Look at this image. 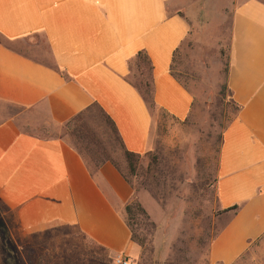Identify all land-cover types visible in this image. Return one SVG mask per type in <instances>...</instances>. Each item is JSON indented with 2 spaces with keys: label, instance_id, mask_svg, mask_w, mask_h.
Segmentation results:
<instances>
[{
  "label": "crops",
  "instance_id": "obj_1",
  "mask_svg": "<svg viewBox=\"0 0 264 264\" xmlns=\"http://www.w3.org/2000/svg\"><path fill=\"white\" fill-rule=\"evenodd\" d=\"M215 2L230 11L225 86L239 109L221 133L214 189L220 210L238 209L209 241L207 259L231 264L264 233V0H0V36L38 32L50 57L0 40V102L33 109L55 128L96 103L124 148L143 153L151 116L126 79L127 60L146 52L155 106L184 119L192 96L170 64L193 14ZM132 195L112 164L90 173L62 134H35L13 117L0 121V203L22 231L65 225L110 256L135 257L122 213Z\"/></svg>",
  "mask_w": 264,
  "mask_h": 264
},
{
  "label": "rangeland",
  "instance_id": "obj_2",
  "mask_svg": "<svg viewBox=\"0 0 264 264\" xmlns=\"http://www.w3.org/2000/svg\"><path fill=\"white\" fill-rule=\"evenodd\" d=\"M206 3L197 9L190 34L177 47L170 71L191 93V106L182 120L161 109L148 108L151 116L150 148L125 174L146 217L126 219L129 231L141 242L135 257L120 256L127 264H208L207 247L229 214L218 208L214 181L223 128L234 116L225 86L230 11L227 4ZM1 41L6 39L0 36ZM8 43L30 56L50 62L43 36L36 32ZM127 77L138 80L131 64ZM13 117L19 126L38 135L67 134L69 121L60 127L42 123L33 109L0 102V121ZM81 146L109 153L104 126L87 123ZM100 151V150H99ZM110 155V154H109ZM120 167L117 155H110ZM32 249L33 264H116L103 248L65 225L50 224L24 232L14 213L0 203V264H26L24 250ZM231 264H264V233L249 243Z\"/></svg>",
  "mask_w": 264,
  "mask_h": 264
},
{
  "label": "trees",
  "instance_id": "obj_3",
  "mask_svg": "<svg viewBox=\"0 0 264 264\" xmlns=\"http://www.w3.org/2000/svg\"><path fill=\"white\" fill-rule=\"evenodd\" d=\"M5 39L6 41L3 42L9 47H12L8 43V41L10 40L7 38ZM127 63H128L129 71L131 68V64H133L136 74L138 76V80L136 81H132L126 76L127 81L132 86H134L135 89L140 93L147 108L150 109L155 108L156 106L152 98L151 64L146 52H144L143 50H137L134 53V55L127 60ZM60 72L63 73L62 70H60ZM230 102L234 105V109H235L234 115H235L236 111L239 109V106L234 104L231 101V98H230ZM70 121L73 122L72 130L69 131L67 134H62V135L65 136L69 144L80 154L90 173L95 172V170L98 168L100 164L104 162H108L112 164L114 168H116V170L120 173L122 178L132 188L131 181L125 174L124 169H126V172L131 176L134 175L137 162L142 157V155H145L147 151L143 153H134L125 149L117 134L113 122L96 103H91L90 105H88L84 110H82L81 112L77 113L74 117H72ZM89 122L92 124L100 123L101 125L104 126L105 129L103 131V135L106 138V145L109 153H106V150H104L100 146H99L100 151L90 150L81 146V140L87 137L86 134L87 127L85 125ZM109 154L117 155L121 159L124 166L120 167V165ZM132 191H134L133 188ZM237 209H238V205L233 204L229 207L221 209L219 212L221 214H226V213L234 214ZM122 213L126 219L133 217L135 214H138L139 216H142L144 218L146 217L144 210L136 201L134 197V193L132 195V198L127 203L124 204L122 208ZM129 233H130L129 235L130 241L137 243L141 247L142 245L140 240H138L135 236H133L131 231H129ZM31 253H33L32 249L24 250V257L26 258L25 261L26 264H33V262L30 260Z\"/></svg>",
  "mask_w": 264,
  "mask_h": 264
},
{
  "label": "built area",
  "instance_id": "obj_4",
  "mask_svg": "<svg viewBox=\"0 0 264 264\" xmlns=\"http://www.w3.org/2000/svg\"><path fill=\"white\" fill-rule=\"evenodd\" d=\"M114 262L116 264H127V260L123 257H120V256H117L115 259H114Z\"/></svg>",
  "mask_w": 264,
  "mask_h": 264
}]
</instances>
